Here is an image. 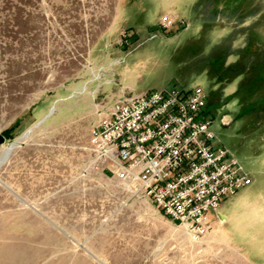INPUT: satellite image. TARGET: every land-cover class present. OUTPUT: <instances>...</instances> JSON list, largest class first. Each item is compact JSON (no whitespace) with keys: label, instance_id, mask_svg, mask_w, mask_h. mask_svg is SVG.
Returning a JSON list of instances; mask_svg holds the SVG:
<instances>
[{"label":"rangeland","instance_id":"rangeland-1","mask_svg":"<svg viewBox=\"0 0 264 264\" xmlns=\"http://www.w3.org/2000/svg\"><path fill=\"white\" fill-rule=\"evenodd\" d=\"M166 2L0 0V134L22 119L0 145L17 142L0 167V264H264V0ZM166 15L187 27L163 31ZM197 86L252 179L199 243L90 144L121 95Z\"/></svg>","mask_w":264,"mask_h":264},{"label":"built area","instance_id":"built-area-1","mask_svg":"<svg viewBox=\"0 0 264 264\" xmlns=\"http://www.w3.org/2000/svg\"><path fill=\"white\" fill-rule=\"evenodd\" d=\"M159 26L187 27L172 15ZM122 39L129 42L128 31ZM208 100L200 86L122 95L90 143L108 173L150 199L196 243L213 231L211 212L252 184L239 160L215 141Z\"/></svg>","mask_w":264,"mask_h":264},{"label":"trees","instance_id":"trees-1","mask_svg":"<svg viewBox=\"0 0 264 264\" xmlns=\"http://www.w3.org/2000/svg\"><path fill=\"white\" fill-rule=\"evenodd\" d=\"M231 68H232V67L228 68V71H229V70H232ZM233 68H234V67H233ZM236 97H238V96H236ZM212 105H213V104H211V106H212ZM211 106H210L209 101H208V109H209V110H208V114L213 113ZM252 108H253V106L246 107V111L251 112V110H253ZM247 114H248V113H247ZM21 124H22V119L18 120V121L16 122V124H15L13 127H11L10 129L6 130V131L3 133V135L6 137V139H14V138H15V133H16V131L19 129V127H20Z\"/></svg>","mask_w":264,"mask_h":264},{"label":"bare ground","instance_id":"bare-ground-1","mask_svg":"<svg viewBox=\"0 0 264 264\" xmlns=\"http://www.w3.org/2000/svg\"><path fill=\"white\" fill-rule=\"evenodd\" d=\"M29 135H30V132L26 133L23 136L22 140H26L29 137ZM16 146H17V142L12 143L9 148L3 150V152L0 156V167L8 160V158L10 157L12 151L16 148Z\"/></svg>","mask_w":264,"mask_h":264},{"label":"crops","instance_id":"crops-1","mask_svg":"<svg viewBox=\"0 0 264 264\" xmlns=\"http://www.w3.org/2000/svg\"><path fill=\"white\" fill-rule=\"evenodd\" d=\"M167 2H166V4H165V6L167 7V9L169 10V12H175V1L176 0H166ZM198 4V3H197ZM196 4V5H197ZM122 96V95H121ZM120 96V97H121ZM217 215L219 216V218H221L222 216H226V215H224V214H222L221 212H220V210H218L217 212ZM225 219V218H224ZM213 221V225H214V227H213V231H212V233L215 231V228H216V226L219 224V221L216 219V220H212Z\"/></svg>","mask_w":264,"mask_h":264},{"label":"water","instance_id":"water-1","mask_svg":"<svg viewBox=\"0 0 264 264\" xmlns=\"http://www.w3.org/2000/svg\"><path fill=\"white\" fill-rule=\"evenodd\" d=\"M43 122H44V121L40 122V123L38 124V126L41 125V124H43ZM30 131H31V130H30ZM30 131H28V132H30ZM5 142H6V138H5V136H4L3 134H0V145L4 144Z\"/></svg>","mask_w":264,"mask_h":264}]
</instances>
